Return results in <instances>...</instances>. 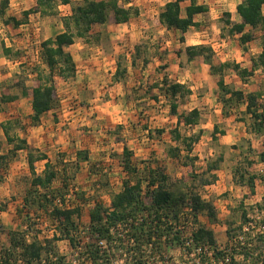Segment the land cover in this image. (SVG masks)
Instances as JSON below:
<instances>
[{
	"label": "rangeland",
	"instance_id": "374dc122",
	"mask_svg": "<svg viewBox=\"0 0 264 264\" xmlns=\"http://www.w3.org/2000/svg\"><path fill=\"white\" fill-rule=\"evenodd\" d=\"M82 1L71 0L70 5L64 6L59 4L58 7L60 8L57 7L56 15L52 16L33 13L28 16L26 23L16 27L13 23L6 25L4 22L9 18H17L22 21L24 19L22 13L25 10L21 9L22 5H20L18 0H9L5 14L3 16L0 15V136H2L1 132L3 131L1 128L2 122L10 124L11 136L29 129L30 99L25 98L26 96L24 97L22 92L23 90L30 91L32 88L35 81L34 69L45 67L42 60L41 44L52 35L63 31L61 18L70 15L71 7L80 4ZM199 1L201 0H197L198 3ZM161 3L160 0H152L150 2L149 0H132L131 6L139 11L137 16L130 19H140L139 21H134V25H138L135 29L137 35L131 34L126 26L117 27L110 13L106 24L95 26L93 29L94 33L99 36L98 41L90 39L87 44L82 40H77L75 45L67 50L75 55L74 64L78 67L84 66L82 65V55H93L92 61H102L101 57L108 55L119 56L120 74L117 80L114 78L115 81L120 83L117 86L118 88L112 91L110 87H112L113 83L104 80L102 85H96V91H91V94H95L98 99L94 103L95 106H98L104 114H108L104 109L110 112L113 120L108 121L109 123L92 122V119L96 116V113H92L91 118L88 117L90 123L82 125L78 129L84 134H87L85 131H94L95 133L111 132L122 143H129V149L132 152L131 162L135 168V174H132L128 180V176L124 172V176L122 174L119 175L118 170L112 171L110 174V165H104L102 161H99V163L94 165L93 171H91L94 175H91L93 180L87 178L89 180L87 182L82 181L83 183H79L80 181L77 180V175L79 177L81 174H78V170H75L74 166H70V170L62 172V174L61 172L57 173L58 178L54 180L53 185L55 188L51 189V191H59V195L60 192H62V195L66 192L62 198L66 201V205L80 209L79 229L77 230V236L74 235L80 242V246L89 240V235L87 234L89 228L88 219L95 202H100L104 208H109L110 204H108L105 197H107V194L109 197V193L111 197L113 193L121 191L125 180H128L131 185L140 180L145 192L146 184L151 178L149 176L150 172L167 168L169 175L167 171L165 172L170 178L167 184L168 190L173 192L176 197L185 196L186 200L189 201L190 195L198 194L204 184L203 182L210 180L211 175L202 172L207 166L205 165V160L212 164L219 152H221V135H217V140H213L211 137L213 126H218L220 132H223V128L234 125L235 122H244L246 125V123L250 124L252 121L251 116L244 115L245 103L228 104L226 108L223 107L217 87L219 75L213 73L211 69L221 64L236 65L234 55L239 56L244 51H249V55L245 63L243 61L240 62L243 65L245 64V66H252L251 59L257 58L258 46L262 45L264 38L248 44L244 48L236 44L228 47L222 40L224 37L221 30H223L224 35L227 32L224 31V28L220 29L222 27L221 23L220 28L210 26L209 31H207V37L202 36L203 28L200 31L201 36L198 40L195 36L197 31L190 30L187 36L188 43L191 44L192 41L197 40L201 44L193 46H204L209 48L210 52H205L200 57L193 59V65H190V68H188L187 63L182 66L181 60L178 59L179 55L175 53L179 50L181 51V49L174 47L175 43L173 41H175L176 35L173 33L169 34L166 31L162 32L163 29L160 27L162 25L159 21V14L162 9ZM187 4L188 2L181 4L183 11ZM23 6L26 5L23 4ZM213 11L216 10H212L207 19L210 24L216 22L212 15ZM140 25L142 27H139ZM2 44L11 49V54L8 57L3 54ZM227 53H230V55H226ZM128 54L135 56V64L132 62L133 58L131 56L126 57ZM251 54H253L252 57ZM185 57L187 58L188 56ZM126 68L129 70L126 71ZM231 70V68H226L221 73L225 85L233 90L237 88L244 94H255L257 97L256 109L264 114V73L262 69H257L252 76L246 77L244 80L235 77L234 71L232 70V72ZM56 80L59 84L56 85L58 97L54 109L62 110L59 111L60 114L64 110L74 109L79 111L83 107L88 108L90 106L86 103L87 98L79 97V92L75 91L78 89L75 86L61 84L62 78L59 77H56ZM180 82L185 87L182 96L171 98L165 94L164 90L168 85L173 83L181 84ZM4 89H8L10 96H17L22 102L5 106L6 104L1 101ZM185 91L190 93L186 94ZM115 92H119V94L115 96ZM110 93L115 97L112 98L109 95ZM63 99L67 100V105L64 104L65 106L59 102ZM174 102L178 103V114H187L193 109L199 110L200 113L199 121L194 128L182 126L178 129L181 138L190 136L198 138L192 145L190 152L187 151L181 141L175 142L171 134V130L176 127V117L171 114L170 110V104ZM59 113L57 111V114ZM90 114L87 113L86 116ZM30 123L32 126L31 120ZM66 125L67 119H61L60 126H65L63 128H66ZM251 139L252 142L250 143L249 139L240 138V140L235 142L233 149L235 148V150L248 154V157L244 160H242L241 156L240 162H243V165L240 168L244 171L246 170L249 175L261 177L257 167H249L247 164L255 162L247 158L256 157L254 155L255 152L263 149L261 144L264 142V135L261 138L252 135ZM174 148H178L179 153L173 152ZM1 152L4 151L0 149V157L3 156ZM159 154H162L163 157L160 158ZM113 156L117 157L116 155ZM10 157L11 155L8 154L6 159H10ZM83 157L84 155H81V158ZM6 159H0V247L4 243H9V232L16 231L21 233L28 229L30 230V228L31 233L37 232L36 234L42 242H44V239H51L54 229L50 227L52 225L49 224L45 217H42L44 214L43 210H49L50 205L43 203L44 207L40 211H36L37 207L33 206L34 204L31 207L24 206L26 197L37 199V197L42 196L43 191L28 195L29 192L34 191L32 187H29L32 176L20 175L19 179L15 180V177L9 171ZM54 167L53 165L52 170ZM248 174L246 178H248ZM86 175L87 173L81 177V180H86ZM155 175L157 176L156 173ZM228 182L231 185V181ZM65 183L68 188L64 185ZM225 184L224 188L204 189L211 190L209 199L216 203L214 208L218 223L213 224L204 213H199L195 218L189 208H187L180 215L179 224L172 217L169 218L168 224L173 226L172 234H181L180 236L183 239L184 236L187 237L195 229L205 227L208 223L211 226L218 227L229 221L234 223L232 228L235 229V232H233L235 234L239 232L237 230L242 224L240 203H242V209L247 211L250 217H255L256 212H259L258 206L263 204L264 201H249L244 193H248L249 190H244L242 186H239L240 190L236 191L233 189L229 191L227 189L229 186L227 183ZM259 191V194H264V190L262 191L261 189ZM103 193L106 194L104 198ZM206 194L209 195V193ZM204 195L203 193L202 196ZM28 211L29 213L26 214ZM227 211L230 213L228 214ZM87 217L88 219H86ZM225 228L227 227L223 226L224 230H221L218 227L214 232L211 228L214 237H216V244L219 246H224L226 244L225 241L229 240L226 235L227 229ZM176 237L172 235L170 237L166 236V239L164 238V258L165 260H171L174 264L189 263V258L181 251V245L165 246L169 242L173 243ZM53 247L54 252L58 256L63 257L65 263L77 264L83 253V250L73 249L66 240L53 243ZM116 253L113 264H128L123 249L118 248ZM0 254L3 256V253ZM238 256L240 255L238 254ZM248 259L246 260H248L249 264H253L256 262L257 257L252 255ZM156 261L158 263L159 260L156 259ZM159 263L169 264L168 262L163 263V261ZM234 263L245 264L239 259L234 261Z\"/></svg>",
	"mask_w": 264,
	"mask_h": 264
},
{
	"label": "trees",
	"instance_id": "16d2710c",
	"mask_svg": "<svg viewBox=\"0 0 264 264\" xmlns=\"http://www.w3.org/2000/svg\"><path fill=\"white\" fill-rule=\"evenodd\" d=\"M131 2L132 0H83L80 4L71 7L70 15L61 18L63 31L54 37L48 38L41 44L42 60L45 67L34 69L35 81L32 88L30 91L23 90L22 92L24 97L28 96L31 98L32 115L30 119L32 124L36 125L39 123L41 116L55 106L57 99L56 77L68 80L75 76V64L71 55L66 52V48L75 44L77 40H82L87 44L90 39L98 41L99 36L94 33L93 29L95 26L106 24L110 13L113 16L115 24L127 23L132 17L137 16L139 11L131 6ZM184 2H188L189 4L183 11L181 4ZM8 4L9 0L0 1L1 16L5 14ZM59 4L70 5L71 0H35V6L31 10L22 13L24 17L22 21L9 18L4 23L6 25L13 23L14 26L18 27L26 23L28 16L33 13L43 16L56 15V9ZM263 6L264 0H243L236 8L239 22L232 23L229 20L225 21L228 25H231L228 34L231 36L233 34L239 35L238 42L241 47L244 48L255 39L252 32H245L246 28L256 29L264 25ZM206 11L207 8L199 4L197 0H169L165 4L163 12L159 14V21L168 30L175 29L184 34L190 27L195 26V22L193 21L194 16ZM182 12L184 13V17H182ZM225 17L230 18V15L225 14ZM180 39L181 42L184 41L182 37ZM2 51L6 57L11 54V49L7 48L5 44H2ZM185 52L188 59L192 60L200 57L205 52H210V50L204 46H190L185 49ZM251 63L252 67L249 71L240 68L239 65L229 63L218 65L211 70L213 73L219 75L217 87L220 92L219 99L223 107L226 108L228 104L234 105L235 103L237 105L245 103L246 109L244 115L251 116L252 120L248 127L249 133L261 137L264 135V114L256 109V95L252 93L244 94L239 90L228 88L221 76V73L226 68H231L242 80L252 76L257 69H262L264 73V41L262 42L261 53L257 58L251 59ZM119 74L120 65L117 68L115 80H117ZM184 89L185 87L182 84L173 83L168 85L164 91L167 96L177 98V96L183 95ZM185 93L189 94L190 92L185 91ZM16 99L17 96H10L8 89L3 90L1 101L4 104L11 103ZM177 108V102L170 104L171 114L176 117V127L171 130V134L175 142L181 141L187 151L190 152L192 145L198 138L195 136L181 138L178 129L182 126L194 128L199 121L200 113L199 110L193 109L187 114H178ZM241 121L243 120L241 119ZM1 128L9 144L16 142L10 151L11 154L21 149H28L29 151L28 165L34 176L31 184L36 189L29 192L28 195L39 193L40 190L37 187L42 189L43 194H41V197H37V199L26 197L24 206L31 207L34 204L33 206L37 207L36 211H40L44 207L43 203L50 205L49 210L42 209L44 212L42 217H45L49 224L52 225L50 227L54 229V234L51 239H44V242H42L38 238L37 232H30L31 228L21 233L16 231L9 232L8 241L10 248L1 256L0 264H71L65 263L64 258L54 252L53 243L62 240L68 241L70 246L75 250H83L77 264H113L118 248L124 250L128 264H160V261L174 264L171 260H165L163 253V249H165L163 240L164 238L166 239V236L170 237L174 235L177 237L175 238L176 243L175 241L173 243L169 242L165 246L173 244L182 246L181 234H172L173 226L168 224L170 217L179 224L180 215L183 214L185 209L189 208L193 217L196 218L199 213H204L213 224L218 223L217 214L212 204L202 200L198 194H191L188 201L185 196L180 195L176 197L173 192L168 190L167 184L170 178L167 176L165 170L159 169L156 172H150L149 176L151 178L146 184L145 192L140 180L131 185L128 180L132 174H135V168L131 162L132 152L125 144L121 165L123 171L128 176V180L123 182V189L121 191L111 195L109 208H104L100 202H95L94 207L89 213V228L87 233L89 240L80 246V242L75 237L77 236L78 224L81 218L80 209L66 205V201L62 199L66 192L64 195L60 192L59 195V191H51L50 185L56 177L52 166L46 163L43 177L36 176L34 162L45 159V156L42 155L34 159L32 150L27 147L25 140H15L14 137H10L11 128L9 123H2ZM217 135L222 136L224 132H220L218 126L215 125L211 133L212 139L217 140ZM262 146L263 150L258 157L264 163V142ZM173 152L179 153V149L174 148ZM6 158V156L0 157L1 160ZM221 162L222 156L219 154L211 165H207L205 173L208 174L210 171L217 169ZM247 164L249 167H252V163ZM247 174L246 170L244 171L238 167L234 172L235 181L237 183H245L251 194H253L255 179L258 177L248 174L249 176L246 178ZM215 181L216 176L212 175L210 176V180L203 182V185H210ZM261 181L264 182V176L261 177ZM64 185L67 186L66 183ZM239 208L241 209V223L244 224L249 221L247 217L248 213L242 209V203H240ZM258 210L264 211V202L258 206ZM28 213L29 211L26 214ZM233 224L231 221L226 223V235L229 240L235 235L233 234L235 232V229L232 228ZM241 225L237 231L241 230ZM193 239L197 244L216 246L213 232L206 227L197 228L193 232ZM99 242H103L104 248L100 247ZM263 251L264 234L257 237L253 248H241L238 254L244 259H248L255 253L261 255ZM15 253L17 254L15 255ZM221 255V252H215L214 258L218 259ZM156 259L159 260L158 263ZM206 261L205 258L202 259V262ZM232 264L236 263L233 262Z\"/></svg>",
	"mask_w": 264,
	"mask_h": 264
},
{
	"label": "crops",
	"instance_id": "0c3cea01",
	"mask_svg": "<svg viewBox=\"0 0 264 264\" xmlns=\"http://www.w3.org/2000/svg\"><path fill=\"white\" fill-rule=\"evenodd\" d=\"M18 1H19L20 5H22L21 9L25 10V11L32 9L35 6V0H18ZM133 1H135V0H133ZM150 1H152V0H149V2ZM160 1L162 2L161 3V5H162L161 12H163L165 4L169 0H160ZM242 1L243 0H228V5L234 4L235 7L231 8L227 5L224 6L226 8V10L223 11L222 13H220V17H219V19H215V21H216L215 23L213 22L211 24L207 20L209 17L208 15L211 14L212 10H216L217 12H220V6H215L214 0H201V1H199V4L205 6L207 8V11L205 13L195 15L193 18V21L195 22V26L190 27L189 30L184 34H182L181 32H179L178 30H175V29L168 30L165 26L163 27V25H160V27L163 29L162 32L166 31L169 34L173 33L176 35L175 41H173L175 43L174 47L176 49H181V51L179 50L175 53L177 55H179L178 59L181 60L182 66H184V64L187 63L188 68H190L189 66L193 65V61H192L193 59L189 60L188 57L187 58L185 57V56H187L185 49L187 47H190L193 45L201 44V42H198L197 40H198V38H200V36H201L200 31H202L203 28H204V31L202 33L203 34L202 36L207 37V35H208L207 31H209L210 26H212V27L215 26V27L220 28L221 27L220 23H221L222 27L220 29L224 28V31L227 32V34L224 35L223 30H221V33L223 34V37H224L222 39L223 43L227 44L228 47L229 46L231 47L233 44H236L237 46H239V42H238L239 35H237V34H233L232 36L229 35L228 30L231 28V25H228L225 21L229 20V22H232V23H238L239 22V17L237 15L236 8L239 4L242 3ZM23 4H25L26 6H23ZM188 4L185 7H187ZM58 8H60V7H58ZM225 14H229L230 18L225 17ZM262 15L264 16V6L262 8ZM182 17H184L183 12H182ZM223 17H225V18H223ZM15 19L18 20L17 18H15ZM210 19H213V18H210ZM132 20L128 21L127 23L116 24V26L117 27L126 26L127 28H129L128 31L131 32V34H136L135 29H136V27H138V25L137 24L134 25L135 24L134 21H136V20L139 21L140 19L134 18ZM139 27H142V25H140ZM190 30L197 31V33H195L197 40L192 41L191 44H189L188 40H187V36L190 33ZM248 31L252 32L254 34V38H255L253 41H251L248 44H251L253 42L258 41L259 39L264 38V25L259 26L256 29L246 28L245 32H248ZM61 32L62 31L56 33L55 35H52L51 37H54ZM181 37L184 39L183 42H181V39H180ZM74 45L75 44L67 47L66 52H68L67 50L72 48ZM258 47H259V49L257 50V56L261 53L262 45H259ZM68 53L71 55L73 62H75V60H74L75 55L71 52H68ZM248 53H249V51H247V52L244 51V52H241L239 54V56H237V55H234V56L236 58L235 64L239 65L240 68L246 69L249 71L252 66H250V67H248L247 65L245 66V64L243 65L240 62V61H243V63L246 62V58L249 55ZM226 55H230V53H227ZM130 56L133 58L134 61L132 60V62L135 64V62H136L135 56H133L132 54H128L126 57H130ZM252 56H253V54H251V57ZM82 57H83L82 58V65H84V66H80V67L75 66V69H76L75 76L70 79L71 81L70 80L67 81V80L62 79L61 84H64V85L70 84L72 86H75L76 89H78L75 91L79 92V97L87 98L86 103H88L90 106L88 108L83 107V109H79V111L74 110V109L69 110V111L64 110L61 114L59 113V111H62V110L54 109V107H53L50 111H48L47 113H45L41 116L39 123H37L36 125L33 124L31 126V123H30V120H31L30 118L32 115L31 98L27 96L25 98L30 99V104H29V111L30 112L28 114V116H30L29 121H28V123L30 124V127H29V129H26L25 131H23L21 133H15L14 136L10 135V137H14L15 140H17V139L25 140L27 147H29L32 150V154L34 155V159H36V157H39L42 155L45 156V159L37 160L34 162V171H35L36 176L43 177L45 169H46V163H49L50 165L55 166L53 169V171L55 172V175H56L55 179L58 178L57 173L61 172V174H62V172H66L67 170H70V166L71 167L74 166L75 170H78V174H81V175H79V177L77 175V180L80 181L79 183H83L82 181L87 182L89 180L87 178H90L91 180H93V178L91 176L93 174L91 171H93L94 165L96 163H99V161H102L104 163V165L105 164L110 165V169H109L110 174L112 173V171L118 170V172H119L118 174L119 175L122 174L124 176L125 172L123 171V168L121 165V159H122V153H123L124 145L126 144V146L129 149V143H126V142L122 143L121 140H118V138H116L114 136V134L111 132L108 133L105 131L104 133H100V132L95 133L94 131H89V132L85 131V133L88 134L87 135V134H84L80 129H78V127H80L82 125H88L90 123L88 121V117L91 118L92 113H96V116L94 117V119H92V122L96 121L99 123H104V122L109 123L108 121L113 120L110 112H108L106 109H104V111H106V113H108L109 115L104 114V112L101 109H99L98 106H95L94 103H96V101L98 99L96 98L95 94L94 95L91 94V91H94V90L96 91V85H102L104 80L106 82L109 81L110 83H113L111 85L112 87H110L112 91H114L118 88L117 86L120 83H119V81H115L114 78H115V74H116L117 68L119 66V63H120L119 62V56L114 57L112 55H108L105 57H101L102 61H97V60L92 61L93 60L92 58H94L93 55L92 56L82 55ZM97 58H99V57H97ZM104 60L105 61L107 60V62H105ZM181 68H179V69H181ZM128 70L129 69L126 68V71H128ZM234 76L238 78L237 74H235V73H234ZM180 83L183 84L182 82H180ZM58 84L59 83L57 81V85ZM224 84H225V82H224ZM234 90H238V89L235 88ZM73 92H74V90H73ZM115 93H116L115 96H117L119 94V92H115ZM109 95L112 98L115 97V96H112L111 93ZM57 97H58V94H57V90H56V98ZM21 102H22V100H20V98L17 97V99L15 101H13L11 103H7L5 106L20 104ZM59 102L61 105H64V104L67 105L66 99L60 100ZM56 103H57V99H56ZM57 111L59 114H57ZM87 113H91V114L89 116H86ZM66 116H67V118H65ZM61 119L62 120L67 119V125H66L67 127L66 128H63L65 126H63V127L60 126ZM248 127H249V123H246V125H245L244 122H235L234 125H230V126L223 128L224 135L221 136V140L219 139L221 142V143L220 142L219 143L222 145L220 147L221 152H219V154L222 156V162L219 163V166L217 169L212 170V171H210V173H208L211 176L212 175L216 176V181L210 185H203L202 188L200 189V192H198V195L201 197V199L206 201V202H210L213 207L216 203H213L209 199L211 190L209 191V190H204V189H209V188L217 189L219 187L224 188L226 186L225 183H227V185L229 186L227 189L229 191H231L233 189L238 191L241 189V188H239V186L240 187L242 186V188L244 190H249L248 186L245 183H237L235 181L236 178L234 177L235 170L238 167H240L241 165H243L242 164L243 162H240V160L242 158H243L242 160H244L246 157H248V154L245 152L243 153L240 150H235V148L233 149L235 142L240 140V138H242V137L244 139H249L250 143L252 142L251 137L254 134L249 133ZM1 133H2V136H0V143H1L0 149L4 151V152H1V155H3L4 157L5 156L7 157L8 154L11 155L10 159H6L7 165L9 166V169H10L9 171L11 172V175L13 174L12 176L15 177L14 178L15 180H18L20 175L32 176L29 187H32V189H36V187L34 188L31 184L34 176L31 173V171L29 169V165H28V153H29L28 149L17 150L11 154L10 151L13 149L16 142L13 144H9L5 138L3 131ZM255 137H257V136H255ZM261 146H262V144H261ZM129 150H131V149H129ZM262 150L263 149L257 150L255 152L254 155H256V157L247 158L248 160H252L255 162L252 164V167L253 166L257 167V170L259 171V174H261V177H263L262 175H264V163L259 160L258 156H259L260 152H262ZM162 153H163V151H162ZM81 155H84V157L81 158ZM113 155H116L117 157H114ZM159 155H160V158L163 157L162 154H159ZM241 156H242V158H241ZM205 165H211V164L208 160H205ZM206 168H207V166H205V168H204L205 170H202V172L205 173ZM88 171H90V172H88ZM165 171H167V174L169 175V171L167 168H165ZM85 173H87V175L85 176L86 180H81V177ZM89 176H91V177H89ZM259 177L260 176H258V178L255 179L254 193L251 194L250 190L248 191V193L244 192L247 195V199L249 201H252V200H255L256 202L262 201V200L264 201V194H262V193L259 194L260 193L259 190H261V189H262V191L264 190V182L261 181V177H260V179H259ZM54 180H53L52 184L50 185V189L55 188L53 186ZM228 181H231V185L229 184ZM120 186H118V187H120ZM231 186H233V187H231ZM37 188L40 191H42V189L40 187H37ZM203 193L205 194L204 196H202ZM206 193H209V195H207ZM105 196H106V194L103 193V198ZM110 198L111 197H110V193H109V197H108V194H107V197H105V199H107L106 201L108 202V204H110V200H111ZM227 213L229 214L230 212L227 211ZM86 219H88V217ZM88 221H89V219H88ZM223 226L227 227V225L225 223L223 225L218 226V227H219V229L222 230ZM205 227L207 229L209 228L210 230L212 228L213 232L218 229V227L211 226V224H209V223L207 225H205ZM225 229H227V228H225ZM214 239L216 240V237H214ZM225 242L228 243V240H226ZM217 246H219V245L217 244ZM9 248H10L9 243H4L0 247V253H3L2 255H4L6 253V251L9 250ZM18 251L20 252V250H18ZM16 254L17 253H15V255ZM0 256H1V254H0Z\"/></svg>",
	"mask_w": 264,
	"mask_h": 264
},
{
	"label": "built area",
	"instance_id": "2783aa9c",
	"mask_svg": "<svg viewBox=\"0 0 264 264\" xmlns=\"http://www.w3.org/2000/svg\"><path fill=\"white\" fill-rule=\"evenodd\" d=\"M98 167V166H97ZM60 204L59 201H57ZM249 221L244 223L241 230L228 240L224 246H210L208 244H197L193 239V231L187 237H183L181 251L189 258V264H232L234 261L241 260L249 264L248 260L238 256L241 248H253L257 237L264 234V211L256 212L255 217L247 215ZM101 248H104L103 242H99ZM215 252H221V257L214 258ZM257 257L253 264H264V251L261 255L253 254ZM238 257V258H237ZM205 258L207 261L202 262Z\"/></svg>",
	"mask_w": 264,
	"mask_h": 264
},
{
	"label": "clouds",
	"instance_id": "9594fccd",
	"mask_svg": "<svg viewBox=\"0 0 264 264\" xmlns=\"http://www.w3.org/2000/svg\"><path fill=\"white\" fill-rule=\"evenodd\" d=\"M215 6H220V12L213 11L212 15L214 19H219L220 13L226 10L224 6H229L231 8H234L235 5H228V0H214ZM255 51V49H253Z\"/></svg>",
	"mask_w": 264,
	"mask_h": 264
}]
</instances>
